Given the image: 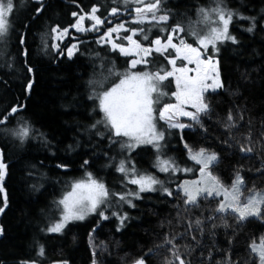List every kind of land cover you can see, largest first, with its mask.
I'll return each mask as SVG.
<instances>
[{
    "label": "trees",
    "instance_id": "trees-1",
    "mask_svg": "<svg viewBox=\"0 0 264 264\" xmlns=\"http://www.w3.org/2000/svg\"><path fill=\"white\" fill-rule=\"evenodd\" d=\"M14 1L9 31L0 38V120L7 118L0 124V153L7 165L0 193V207L7 195V207L0 213V264H133L141 257L146 264H177L166 237H175L185 264H257L250 245L264 236V209L261 217L241 221L231 210H215L223 196H203L195 205L186 204L173 185L142 194L123 224L108 215V201L101 206L107 220L98 209L61 233H46L56 219L59 198L73 182L90 172L112 192V185L122 180L117 166L125 141L106 126L95 94L119 81L117 73L128 68V57L100 43L102 32L109 20L134 18L136 5L123 6L124 0ZM93 6L99 8L102 26L77 35L71 58L54 49L52 29L70 31L77 16H86ZM213 6L217 0H162L158 14L169 16L164 24L169 28L189 23L200 9ZM220 6L233 13L229 33L237 41L224 44L218 53L223 87L205 95L210 111L201 114L200 123L182 130L174 147L196 170V164L184 159L185 144L215 152L213 175L230 187L238 173L244 180L241 200H246L264 192V0H222ZM112 8L119 13L109 15ZM84 23L91 25L87 19ZM69 43L67 38L60 49ZM152 56L154 66H165L160 55ZM13 108L18 110L12 113ZM229 111L235 126L226 127ZM25 125L30 134L21 140L14 132ZM242 144L253 151L242 152ZM145 151L137 148L131 156ZM197 219L202 221L199 227Z\"/></svg>",
    "mask_w": 264,
    "mask_h": 264
},
{
    "label": "snow or ice",
    "instance_id": "snow-or-ice-1",
    "mask_svg": "<svg viewBox=\"0 0 264 264\" xmlns=\"http://www.w3.org/2000/svg\"><path fill=\"white\" fill-rule=\"evenodd\" d=\"M162 0H124L125 4L132 3L136 5L131 11L135 13L133 23H167L169 16L167 14H158L161 11ZM222 0H217V6L209 10L200 9L203 22L210 23L212 26L207 34L193 32L196 36V43L198 46L194 47L187 43L185 39L179 37L178 34L184 32L185 29L177 24L168 31L167 36L161 38L156 37L151 40L148 45H144L135 37L144 33L143 39L148 40V35L143 28L131 29L125 27V23H120L107 30L101 37V41L112 42V34L117 33L118 29L128 32L129 34L123 39L127 41V45L121 43L116 44L112 42V48L119 49L124 56L133 57L128 61V68L119 75V81L114 83L111 87L104 89L95 94V98L99 101V109L104 114V121L106 126H109L115 136L126 137L128 143L122 145L129 149H135L140 145H152L159 151L160 142L164 140L165 133L157 126L158 121H163L169 128L184 129L191 127L181 123L178 117H187L195 123H200L201 114H207L210 111L209 103L206 100L205 93L209 90L216 91L223 87L220 80L219 71L217 68L218 61L213 60V56L209 54L208 49L211 47L214 52H218V42L230 40L236 43L235 36L229 33V25L233 20V13L226 8L220 6ZM99 8L93 6L91 12L79 16L74 27L77 31L93 30L97 25L104 23V21L96 15ZM118 8H112L109 15H117ZM13 12V0H0V36L8 33L10 28L9 17ZM77 16V13H73ZM215 17L214 19L212 17ZM93 20L94 23L90 28H82V23L85 19ZM245 19V17H240ZM255 26V25H253ZM163 31V29H162ZM248 31H252L251 28ZM52 32L56 35L55 40L61 39L68 33V29L53 28ZM116 39H120L117 34ZM178 40V43L174 42ZM100 42V41H98ZM61 54L67 53L68 57L74 54V49L77 45L73 44L66 49H60L58 43L52 45ZM169 49L174 52V55L169 53L164 58L167 60L170 69L164 67L151 70L148 68L150 63L148 57L153 52L164 55L169 52ZM184 61L186 63L177 64V61ZM138 65H143L140 71H134ZM111 74V71H110ZM172 78L175 85L174 91H168V84ZM92 84H97V81H90ZM102 87L103 82H99ZM31 85H29V88ZM174 102H164V98ZM195 109V111L187 110L188 107ZM18 109L13 108L12 113ZM242 118V117H241ZM6 119L0 120V124L6 122ZM235 120L233 113L228 112L227 121L230 122L227 126H235L231 122ZM30 129L28 126H23L14 132L21 140L28 138ZM250 135L248 139H250ZM188 152V158L200 165L199 179L185 180L180 186L186 197V204H197L198 196L204 194L205 197L223 196V200L218 203L215 209L218 212H227L231 210L237 214L239 220H245L250 216L261 217L262 209H264V192H254L249 195L246 200H241L243 195L241 186L244 183L243 178L237 173L231 186H226L222 183L219 177L213 175L211 165L217 161L218 156L215 152H208L207 149L201 147L198 150L193 149L188 144H185ZM242 152H252L251 147L241 145ZM85 164L88 161L84 162ZM161 172L173 173L177 171L190 172L192 169H181L175 160L161 159L159 156L155 165ZM120 173L125 175L127 182L139 187V192L127 194H119L111 192L104 182L93 177L92 173H86V178L75 181L71 185V190L68 191L58 201L61 209L59 221L54 222L47 228L49 233H61L63 229L72 221H83L88 215L95 214L99 209V215L107 220L108 216L104 215V209L101 208L113 196H119L120 200L127 202L130 206V200L126 199L128 195H134L139 199L140 192L154 191V185L161 183L152 175L137 174L135 165L126 167L122 160L117 169ZM7 173V165L3 162V155L0 153V193L4 192L3 180ZM168 192V189H164ZM171 195V192H168ZM7 207V195L4 196V207H0V213ZM116 215V213H113ZM126 217H120V222L123 224ZM202 221L197 219L195 224L199 227ZM2 232V230H0ZM164 243L171 245L172 255L178 264H185V260L181 258L178 253L175 243V237L169 239L165 238ZM251 250L258 254L260 264H264V238L261 239L259 245L255 241L251 244ZM39 254L44 255L43 246L40 247ZM27 264V262H23ZM93 264H96L93 261ZM134 264H146L143 257L134 261ZM167 264H173L169 260Z\"/></svg>",
    "mask_w": 264,
    "mask_h": 264
},
{
    "label": "rangeland",
    "instance_id": "rangeland-1",
    "mask_svg": "<svg viewBox=\"0 0 264 264\" xmlns=\"http://www.w3.org/2000/svg\"><path fill=\"white\" fill-rule=\"evenodd\" d=\"M14 4H15V1L13 0V6H14ZM125 5H130V3L125 4L123 2V6H125ZM214 7H216V6L210 7L209 9L214 8ZM209 9H206V10H209ZM134 17H135V13H134ZM78 18H79V16H77L75 23L70 28V31H73V34L71 35L70 31L68 30V33L66 35H64L61 39H59V40L53 39V44L54 43H58L59 46H60L61 44H63L67 40V38H69L70 39V43L66 46V48H68V47H71L73 44L77 45V42H75V39L77 38V35H81V34L85 33L86 31L87 32L92 31V30L77 31L76 28L74 27V25L76 24ZM212 18L214 19L215 17L213 16ZM133 19L134 18H128V17L127 18H122L121 16H119L117 18H114L112 20H109L108 21L109 28L104 29V31L102 32L103 33L102 36L104 35V33L107 32L108 29H110V28H112V27H114V26H116V25H118L120 23H125V27H127V28H129L128 25L132 23L134 25H138L139 28H143L145 30V32L148 35V40H144L143 39L144 33H141L138 37L142 41H145V42H147L149 44V42L151 40L155 39L158 36L161 37V38L167 36L168 31H170V29L172 27H175V26H171L169 28H166V26H164L165 23H161V24H155V23H152V24H149V23L137 24V23H133L132 22ZM87 20L91 21V25L94 23L93 20H90V19H87ZM91 25L88 26V27H85V23L83 21L82 28H85V29L86 28H90ZM100 25H97V26L99 27ZM181 26L185 29V31L179 33L178 36L179 37H182L183 39H185V41L187 43H190L194 47H196V46H198L197 43H196V36L193 35L192 33L193 32H197V33H200L201 35L207 34V32L210 30V28L212 26H215V25H212L210 23L203 22L202 14L199 11V15L196 17V19L190 21L189 23L181 24ZM131 29H134V28H131ZM162 29H163V31H162ZM121 33L124 34L126 32L123 31V30L118 29L117 33H113L112 34V42H115L116 44H121V43H117V41H116V40H118V39H116L117 34H118L119 37H120V39L123 40V42H124L123 44L127 45V41H125L123 39V36L121 35ZM128 34L129 33L127 32L126 36ZM55 35L56 34L54 33V36ZM1 37L2 36H0V38ZM106 41H107V37H105V41H101L100 43L101 44H106V45L109 46L110 49L114 50L112 48V46H111L112 42H106ZM174 42L178 43V40H175ZM226 43H232V41L226 40V41H224L222 43L221 42H218L217 43V48L220 50V48L224 44H226ZM115 50L120 55H122L120 53V51H119L118 48L115 49ZM0 52H1V48H0ZM208 52H209L210 55L213 56V60L214 61H217L218 60L217 58H218L219 51L218 52H214L213 49L211 47H209ZM153 53L158 54V55H160L163 58L162 61L165 64V66L161 65L159 62H157L158 64L156 66H154V62L152 60L153 59V56L151 55V56L148 57V59H149V61H152L153 64H152V66H150V63H149V65H148V68L149 69L155 70L156 68H159V67H164L166 69H170L171 68V66L168 65V63H167V60L164 58L169 53H171L172 55H174V52H172L171 49H169V52H166L164 55H161V54L156 53V52H153ZM64 55L68 57V55H67L66 52H64ZM122 56H124V55H122ZM125 57H128V61L133 58V57H130V56H125ZM181 63H186V62L180 61V60L177 61V64L178 65L181 64ZM142 68H143V65H138L137 68L134 69V71H140ZM217 68H218V64H217ZM165 83L168 84V86H169L168 89H167L168 91H174L175 90V85H174V81L172 80V78H169V81H166ZM216 91L209 90L207 93H205V95L210 94V93H213V92H216ZM164 102H174V100H169L168 97H165L164 98ZM187 110H189V111H195V109H192L190 106L188 107ZM101 115H102V118L104 120V114L102 112H101ZM178 119H179V121L181 123H184V124H187V125H192L194 123L192 120H190L187 117H178ZM157 126H158V128L160 130H163L164 133H165L164 140H162L160 142V149H159V151H157V149L154 148L152 145H140V146L136 147L134 150L133 149H129L126 146H124L122 148V154H123V159L122 160L125 162V166L126 167H129L130 168L131 165L134 164L135 165V168L137 170V174L152 175V176H154L156 179H158L161 182L159 184L154 185L155 190L154 191H151V192L159 191L161 188H168L170 185H173L175 187L174 189H177L178 188L182 192V194L184 195L183 190H182V188L180 186L183 184V182L185 180L191 181V180H197V179L200 178L199 177V168H200V165H197L196 164L198 166V170H196L188 162L184 161L181 158L180 154L175 150L174 143H175L176 136H179L181 134V131L182 130L187 129V128H190V127H185L184 129L169 128L167 126V124H165L163 121H158ZM119 137H121V138L124 139L125 145L128 143V140H127L126 137H123V136H119ZM137 148H147L148 151L147 152L145 151L140 156H138L137 158H134V157L131 156V154ZM182 149H184V147H182ZM158 156L161 159H169V158H171V159L175 160L176 164H178L181 169L188 168V169H192V171H190V172L177 171L175 173H173L172 171H169V172H161L155 166L156 165V160H157V157ZM187 156H188V154H187ZM184 159L190 161V159H188L187 157L186 158L184 157ZM192 162L195 164L194 161H192ZM118 167H119V164L117 166V169H118ZM117 172L119 173V171H117ZM121 175H122V180L119 181V182H115L112 185V192L119 193V194H127L128 192H132V193L139 192V187L137 185H133V184L128 183L127 182V179L125 178V175L122 174V173H121ZM70 190H71V186H70V189L68 191H70ZM67 192H65L64 194H66ZM144 193H149V192H140L139 193V197L142 194H144ZM63 195L59 198V200L63 197ZM203 196H205V195L204 194H201V195L198 196V198L199 197H203ZM213 197H222V196H213ZM126 199L127 200H130L132 205H133V202L135 200H137V198L134 195H128V196H126ZM109 201H110L109 203L106 202L107 203V207H108V212L110 211L108 213V215H113V213H116V215H115V217H116L115 219L116 220L118 219L120 221V217H126V219H127V215H128L127 214V210L130 209L132 206H130L127 202H125L123 200H120L119 199V196H113V197L110 198ZM57 207H58V213H56V219L53 220L48 225V227L50 225H52L54 222L59 221V219H60L61 209H60V206L58 205V203H57ZM90 215H92V214H90ZM90 215H88L84 220H86ZM83 221H72L70 223H78V222H83ZM116 228H117V230H119V229L122 228V226L117 223ZM46 233L47 234H58V233H49L47 231V229H46ZM262 238H264V236ZM261 239H259L255 243L257 245H259ZM250 250H251V245H250ZM251 252L255 255L256 260H257V264H260V260H259L258 254L255 253V252H253L252 250H251ZM176 263L178 264V262H176ZM53 264H58V263H53Z\"/></svg>",
    "mask_w": 264,
    "mask_h": 264
},
{
    "label": "built area",
    "instance_id": "built-area-1",
    "mask_svg": "<svg viewBox=\"0 0 264 264\" xmlns=\"http://www.w3.org/2000/svg\"><path fill=\"white\" fill-rule=\"evenodd\" d=\"M98 27V26H97Z\"/></svg>",
    "mask_w": 264,
    "mask_h": 264
}]
</instances>
